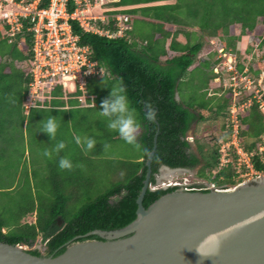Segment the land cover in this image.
Here are the masks:
<instances>
[{
  "label": "trees",
  "instance_id": "obj_1",
  "mask_svg": "<svg viewBox=\"0 0 264 264\" xmlns=\"http://www.w3.org/2000/svg\"><path fill=\"white\" fill-rule=\"evenodd\" d=\"M228 1L214 0L215 5L216 2H219L220 9L218 10L221 11L220 18L222 21L227 20L226 18L233 13L235 22L252 31L257 19H264V7L261 9L264 0H234V6H232L233 1L231 3H228ZM206 2L205 0H184L185 5L196 6L199 3L205 5L201 18L204 25L199 24L204 31L208 30L205 22L209 23L211 21L212 23L214 19L216 20L215 16L218 11H214L211 7L207 8ZM48 4L49 0H42L40 6L46 8ZM67 10L69 12L74 10L72 2L68 4ZM188 13L194 17L193 19H196V17L198 19V10L189 9ZM214 25H221L224 32H228L229 24L220 22V24L216 25L214 23ZM72 28L73 33L79 37V44L90 49L91 60L96 63V66L107 68L112 76L124 82L128 99L142 124V134L138 139L141 145L140 155L132 160L127 159V162L134 163L133 168L128 169V171L125 167V160L115 162V173H121L122 177L126 179L124 178V181L120 180L119 183L113 184L112 187L97 197L84 201L83 203L86 204L73 214H70L68 210L69 195L65 198H61V196L59 198V195L54 194L56 198L54 195L51 198H41L40 192H38L35 201L32 200L30 185L25 183V186L29 187L28 192L26 191L27 194L23 192L20 196L16 195L17 197H15L16 201L20 203L18 204L21 208L20 217L31 214L36 209V222L35 224H23L16 233H3L2 230L6 226L0 215V242L13 246L25 245L31 248L37 237L42 236L45 244L44 254L38 249H28L30 254L38 257H56L63 253L68 243L75 238H78L76 241L100 240L97 236L85 237V235L95 230L113 231L122 229L135 220L138 208L137 199L143 188L147 171L145 163L149 153L153 150L156 134V150L151 163L150 184L152 185L155 184L156 176L159 174L161 167L166 166L170 169H187L191 171L206 158L203 147L196 144V151H194L191 142L188 140V134L193 124L204 121L205 117L201 113L193 111L195 109L193 104L176 100L178 80L192 66L200 46L185 47L182 57L168 60L167 65L163 67L158 64L157 48L151 43H141V46L137 47L125 36L123 38L108 39L92 33H85L75 22L72 23ZM6 29H9L8 26H5L4 30ZM112 30L115 31V27H112ZM13 38L21 41L24 50H20L17 45L8 42L7 38L1 37L0 30V45L4 43L11 48L8 53L0 52L1 144H4L5 133L10 132V127L17 130L23 126L24 120L18 118L17 115L21 114L22 108H24L29 94V85L32 81L30 75L33 60L32 35L22 33ZM5 57L8 60L3 59ZM258 61L264 63V51ZM239 69L243 71L244 68L240 66ZM253 74L258 77L260 72ZM59 90L62 92L60 88ZM78 94L81 93L78 92ZM146 101L152 104L156 113V119L151 123L144 120L143 105ZM219 102L222 111L225 109L224 112H226L221 115L224 121L221 126L223 133L218 139H215L214 149L208 154V160L204 165V168L215 172V174L208 176L203 170L199 176L207 178L209 182L217 186L235 187L240 184V178H242L240 175H236V166L234 164L221 166L219 163L220 144L221 142H229L232 134V129L228 124L230 101L221 100ZM216 109H214L215 112ZM239 119V145L245 153L251 155L250 162L253 169L261 172L264 170V166L260 161L259 147L264 143V114L260 111L259 105L254 103L240 114ZM29 130L32 131L31 126ZM3 148L4 146H0V160ZM119 163L120 170L117 169ZM2 168L4 167L0 166V180L4 176ZM73 170L74 168L71 172V182L67 181V178L63 182V187L69 186V188L66 187L68 188L66 192H72L73 187L77 185L76 176L73 177ZM74 171L76 175L77 170ZM51 174L53 175V173ZM53 179L54 176H48L52 191L54 190ZM176 190L178 188L156 191L149 189L144 195L142 205L146 209L158 198ZM22 195H27V197H22ZM21 219H18L19 223ZM59 222H61V225H59Z\"/></svg>",
  "mask_w": 264,
  "mask_h": 264
},
{
  "label": "water",
  "instance_id": "obj_2",
  "mask_svg": "<svg viewBox=\"0 0 264 264\" xmlns=\"http://www.w3.org/2000/svg\"><path fill=\"white\" fill-rule=\"evenodd\" d=\"M156 141L157 134L132 223L85 235L100 240L75 238L56 257L0 242V264H264V177L228 191L176 190L145 209ZM166 170L190 171L166 166L160 171Z\"/></svg>",
  "mask_w": 264,
  "mask_h": 264
},
{
  "label": "crops",
  "instance_id": "obj_3",
  "mask_svg": "<svg viewBox=\"0 0 264 264\" xmlns=\"http://www.w3.org/2000/svg\"><path fill=\"white\" fill-rule=\"evenodd\" d=\"M205 1H207V8L211 7L214 11L219 9V2H216V6L214 4V0ZM94 2L95 6L93 12L98 16L127 15L130 18L128 22L130 29L124 33L123 37L125 36L131 43L136 44L137 47H140L141 43L153 44V46L157 48L159 59L158 64L160 66L165 67L168 60L179 56L182 57V55H184L185 47L196 45L200 46V50L194 58L192 66H190L187 72L178 80L176 87V100L179 102L185 101V103L188 104L186 101L188 99L186 93L188 92L183 90L181 87L185 86L184 88H187V85L192 81L193 74H197L196 71L200 70L206 72L208 74L207 83L201 90H199L198 94H204L205 100L209 102L208 108L210 107V110H201L197 107L193 111L201 113L203 116L210 113L209 116L213 115L215 119L217 113L214 109L217 108V102L221 100H228L231 105L233 101L236 100L233 99L231 94L232 90L229 87V79L231 75L222 70L223 61L218 59L219 55L217 51L220 49H229L236 57V55L238 56L237 46L235 43L232 45L230 43L232 41L230 40H234L235 42H245L247 40L252 41L254 37L253 35H256V38L264 36V34H259L260 30L264 29L263 18L257 19L255 27L252 31L243 28L240 23L235 21L228 23L229 28L226 33L221 25L215 26L213 21L212 23L211 21L209 23L204 21L205 25L208 26V30H202L199 24L204 25L201 20L202 10L205 9V5L203 3L193 6L185 5L184 0H94ZM189 9H196L199 11L198 19L196 17L197 20L193 19L194 17L189 15ZM112 27L113 25H111L109 29H112ZM236 30L240 32L239 35L236 33ZM243 37L245 38L242 39ZM250 48L245 51L243 61L241 63L238 61V65L236 67L238 71H240L239 67L241 66L244 68L243 71L247 70L251 73V75L255 76L253 73L257 74L260 72L263 63L257 60L254 62L255 59L251 56L252 50ZM250 58H253V62H250ZM256 64L258 65L256 66ZM98 70L101 73L99 75L100 79H109L106 81L108 82V85L105 83L103 86L106 85L111 88L115 85L116 81L119 83L121 82L119 78L112 76L107 68L100 67ZM215 70H219V72ZM99 76L91 77L87 80L88 96L86 97L85 104L79 103L76 99H74V95H72L66 100L58 97V99H54L51 102H38L26 111L22 108L21 114L17 115L18 118L24 120L22 128L13 130V128L10 127V132L5 133L4 144H1L0 142V146H4L1 152L2 161L0 160V166L4 167L2 168L4 176H2L3 178H14L12 186H7L5 189L0 188L1 191L3 190L13 193L16 190V187L25 185V183L30 185L32 188L35 176V165L32 163V160H30L31 154L34 152L32 144L37 146V151L39 153H43L45 149L51 150L57 142L56 140L50 141L49 137L45 133L39 132L43 127L40 121L44 119L43 116L46 117L47 110L54 112L58 111L63 115H68L64 117L65 120L68 121V132L63 131L62 127H58V131L64 135L68 134V137H71L73 140V137L76 134L75 126H79V119H85L88 115H90V112H95V109L98 107L96 104L98 94L95 89L94 91H91L90 87L91 80H100L97 79ZM246 96H244V98ZM237 100L239 101V99ZM193 105L196 106V104ZM212 110L213 112H211ZM76 117L78 118L76 119ZM218 118H220L217 119L218 122L220 121V123H222L223 118L221 115ZM70 121L73 122L72 125ZM30 126L32 131L29 130ZM141 134L142 129H140L137 133L138 139ZM16 145L18 146V149L15 148L13 151V148ZM66 145L67 147L62 152L69 151L71 153V149H68L69 144ZM58 154L60 156V153ZM77 154L80 156L82 155L79 149ZM82 158L85 159L83 156ZM70 160L73 163L74 160ZM89 160H92V158ZM76 161H78V159H76ZM40 168L43 172H45L47 177L54 176L52 183L56 195H60L65 178H67V181L71 182L72 170H60L58 165L56 166V163H52L48 169H45L43 165L40 166ZM50 172L53 173V175ZM73 173V177H75L74 170ZM31 195L33 197L32 200L36 201L35 192L33 193V190ZM36 215V209L33 213L24 215L21 220V225L35 224ZM59 225H61V222H59ZM38 238H40L43 243V237L38 236L37 239Z\"/></svg>",
  "mask_w": 264,
  "mask_h": 264
},
{
  "label": "built area",
  "instance_id": "obj_4",
  "mask_svg": "<svg viewBox=\"0 0 264 264\" xmlns=\"http://www.w3.org/2000/svg\"><path fill=\"white\" fill-rule=\"evenodd\" d=\"M70 1L74 5L72 12L67 10ZM41 4L42 0H0V22L4 27L8 26L10 35L22 33L32 35L33 60L30 69L32 81L29 85L26 108L38 102L53 101L51 92L56 87L62 90L65 99L80 92L81 94L74 98L79 103H84L88 95L87 80L99 76L100 72L96 63L91 60L90 49L79 44V37L73 33L72 23L75 22L85 33L117 39L129 31L130 18L127 15H95L94 0H49L46 8L41 7ZM111 25L115 27V31L109 29ZM258 39L256 47L264 50V36ZM217 52L218 59L223 61L222 70L231 75L229 87L233 99H236L228 108V124L232 129L231 140L221 142L219 163L221 166L234 164L239 169L237 173L241 177L245 176L247 180L264 177V170L255 171L250 162L251 155L245 153L239 145L240 114L254 103L259 105L260 111L264 114V63L256 78L247 70L238 71L236 67L238 60L231 50L220 49ZM259 155L264 166V143L259 147ZM172 179L173 177L163 180L151 186V189L155 191L178 188L188 192H221L234 188L217 186L211 182L191 185L184 180L178 182ZM19 247L27 249L25 246Z\"/></svg>",
  "mask_w": 264,
  "mask_h": 264
},
{
  "label": "rangeland",
  "instance_id": "obj_5",
  "mask_svg": "<svg viewBox=\"0 0 264 264\" xmlns=\"http://www.w3.org/2000/svg\"><path fill=\"white\" fill-rule=\"evenodd\" d=\"M231 2H232V6H234L235 5L234 0L228 1V3ZM263 7H264V3L261 4V9H263ZM6 9H10V8H6ZM220 13L221 11L218 10L215 16L216 20L215 19L213 20V22L216 25L220 24V22H223L224 24H228L232 21H235L234 20L235 17L233 13L231 14V16L227 17L226 18L227 20L225 21L221 20ZM248 19L249 18L247 17V20ZM0 30L3 33L4 29L0 28ZM236 33L238 35L240 34V32H238L237 30ZM259 34H264V29L263 30L261 29ZM253 36L254 37L252 41L247 40L245 42L243 41L235 42L234 40H230L232 41L230 42L232 45L235 43L237 46L238 56L236 55V57L240 63L243 61L245 51L250 47H251L250 49L252 50L251 56L255 59L254 62L256 60L258 61V59L261 57V52H263V50H261L260 48L258 49L256 47V44L259 43L258 42L259 37L256 38V35ZM244 38L245 37H243L242 39ZM11 43L17 45L20 50H24V46H22L21 41H19L17 38H13ZM10 50L11 48H9V46H7L6 44L2 43L0 45L1 53H8L10 52ZM253 58H250V62H253ZM3 59L8 60L7 57ZM257 65L258 64H256V66ZM196 72L197 74L196 73L193 74L192 81L190 82V84L187 85V88H185V91L188 92L186 93L188 97L186 101L189 104H196L195 108L199 107L201 110L208 111L210 110V107L208 108L209 102L205 100L204 94L202 93L198 94L199 90H201L206 85L208 80V74L200 70ZM97 79H100V76ZM108 80H109L108 78H103L100 80H91L90 89L91 91H94L95 89L98 94L97 96L98 99L96 101L98 107L97 109H95V112L93 113L90 112V115H88L85 119L82 120L79 119L78 121L79 126L77 127L75 126V132H76L75 135H79L81 137H85V136L91 137L96 141V146L92 150L85 151L80 146L78 148L74 139L72 140L71 137H68V134L64 135L59 131H57L56 141L63 140L66 144H69L68 149H71L72 154L69 151L66 152L61 151L60 156L57 153H53L51 157H44L43 153H39L37 151V146L31 143L34 152L31 154L30 160H32V163H34L35 165V170H34L35 176L31 189L33 190V193L35 192L36 197H38V192H40L41 198H51L55 194V191L54 190L52 191V188L50 187L51 183L48 181V177L46 176L45 172L41 170L40 166L43 165L45 169H48L52 163H56L57 166L58 161L61 157H67L69 159L74 160L73 161L74 170H77L75 175L77 185L73 187L72 192H66L69 186L62 187L61 193L59 195V198L60 196L61 198H65L66 196L69 195L70 201H69L68 210L70 214L76 213L78 210H80L82 206L86 204L83 203L84 201L97 197L99 194L105 192L108 188L112 187L113 184L119 183L120 180L124 181L125 177H122L121 173L118 172L115 173L116 170L114 169L115 162L117 163V161L120 162L125 160L126 161L125 167L126 170L128 171V169L133 168L134 163L127 162V159L132 160L133 158L138 157L140 155L139 149H135L132 146L126 144L116 132L110 131L107 128V121L105 120V118L100 117L98 114V111L101 110L100 109L101 101L104 100L109 95L110 89L108 86H106L108 85V82H106ZM105 83L106 85L103 86V84ZM116 84H119V82L116 81L115 85ZM123 85L125 86L124 82ZM181 88L184 90V86H182ZM51 96L54 99H58V96H61V98H63L64 95L63 92H61L59 88L56 87L51 92ZM49 102H51V100H49ZM216 107H217L216 109L217 114L222 115V112L224 111H222L221 103L217 102ZM209 114L208 115L204 114L205 115L204 121L195 122L192 126L191 131L188 134V139L192 144L193 150L196 151V144L201 145L203 147L206 158L202 160L201 164L197 166L195 169L189 172L176 174V176L173 177L172 179L173 181L177 180L179 182L181 180H184L185 183L193 185L200 182H209L207 178H202L199 176L203 170H205L204 172H206L208 176H211V174L212 175L215 174V172L204 168V165L205 162L208 160V154L211 153V151L214 149L215 139H218L222 135L223 130L221 129L222 123H220V121L218 122L217 120L220 119L217 118L220 116L217 115L215 119L213 115L209 116ZM136 115L138 119V114L136 113ZM49 116L57 117V123L59 127H62L63 131L68 132V121H66L64 118L65 116L68 115H63L61 112L58 111L54 112L47 110V115L46 117L43 116L44 118L43 120H47ZM77 118L78 117H76V119ZM70 122L72 125L73 122L72 121ZM105 145H107L108 147H105ZM15 148L18 149V146L16 145L13 148V151ZM78 149L82 154L81 156L77 154ZM82 156L85 159H83ZM90 158H92V160H89ZM76 159H78V161H76ZM117 169L120 170V163L117 166ZM238 170L239 169H237L236 173L239 172ZM236 175H239V173H237ZM240 179L241 181L239 183L248 181L245 176H242V178ZM13 181L14 178L4 177L2 180H0V188L5 189L7 188V186L9 187L12 186ZM4 183H5V187H4ZM28 188H29L28 186L20 185L19 187H16V190L13 193L0 190V215H1V220L4 222L6 226L5 230H3V232L5 231L4 233L7 232L16 233L19 231V227L22 226L21 225L22 219L20 220V223L18 221L19 218H22L20 217L21 208L18 205L20 203L16 201L17 199L15 197H17L16 195L20 196L23 192L24 194H27ZM22 197H27V195H22ZM54 197L56 198V195H54ZM33 248L39 249L41 253L44 254L45 246L43 245L40 238L36 240Z\"/></svg>",
  "mask_w": 264,
  "mask_h": 264
},
{
  "label": "clouds",
  "instance_id": "obj_6",
  "mask_svg": "<svg viewBox=\"0 0 264 264\" xmlns=\"http://www.w3.org/2000/svg\"><path fill=\"white\" fill-rule=\"evenodd\" d=\"M0 26L2 29H5L2 22H0ZM10 34L11 33L8 32V29H6L3 31V33L1 32V37L7 38L8 42L11 43L13 37H16L17 34L14 36H11ZM109 89H110L109 95L104 100L101 101V104H100L101 110L98 111L99 116L105 118V120L107 121V128L110 131L116 132L126 144L132 146L135 149H140L141 145L139 143L137 133L141 129L142 124L137 119L136 111L130 104V101L128 99V95L126 92V88L123 85V82L121 81L119 84L113 85ZM74 94H75L74 96L79 95L78 93H74ZM58 97H61V96H58ZM63 99H65L64 96H63ZM85 103H86V99H85V102L82 104H85ZM26 107H27V103L25 101L24 110L26 111L30 109V107L29 108H26ZM143 110H144V120L151 123L156 119L155 110L152 107V104L150 102H147V101L144 102ZM40 123H42L43 127H42V130L39 132L45 133L49 137L50 141L56 140L57 131L59 127L57 123V117L49 116L47 120H42L40 121ZM73 139L76 145L82 147L85 151H90L96 146V141L92 139L91 137H87V136L81 137L79 135H74ZM66 147L67 145L63 140H58L51 150L45 149L43 151V156L51 157L53 153L58 154L61 151H63ZM105 147H108V146L105 145ZM58 167L60 170L71 171L73 169V163L69 158L61 157L58 161ZM162 172L159 171V174L156 176L155 184L154 185L150 184L149 189L151 191H153L151 189V186H155L157 183H160L161 181L166 180V179L161 178ZM176 174L173 175L172 177H175ZM157 179H159V181H157ZM159 190H163V189H159ZM43 245L45 246L44 243ZM20 246H25V245H20ZM33 246L31 248H28L27 246H25L27 247V249H24V248L23 249L27 251L28 249H35L33 248Z\"/></svg>",
  "mask_w": 264,
  "mask_h": 264
},
{
  "label": "bare ground",
  "instance_id": "obj_7",
  "mask_svg": "<svg viewBox=\"0 0 264 264\" xmlns=\"http://www.w3.org/2000/svg\"><path fill=\"white\" fill-rule=\"evenodd\" d=\"M175 173H178L179 174V171H177V172H173V171H163L162 172V174H161V178L163 179H166V180H168V179H170V177H172Z\"/></svg>",
  "mask_w": 264,
  "mask_h": 264
}]
</instances>
